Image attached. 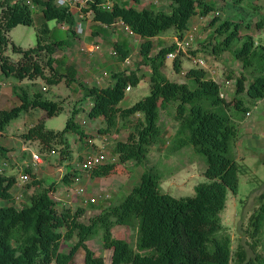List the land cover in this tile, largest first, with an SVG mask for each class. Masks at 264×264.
Returning <instances> with one entry per match:
<instances>
[{
    "label": "trees",
    "instance_id": "16d2710c",
    "mask_svg": "<svg viewBox=\"0 0 264 264\" xmlns=\"http://www.w3.org/2000/svg\"><path fill=\"white\" fill-rule=\"evenodd\" d=\"M105 1L89 0L87 9L92 11L95 22L106 26L122 22L142 37L139 54L141 62L150 68L151 92L130 106L120 105L126 88H132L147 76L140 68L114 71V83L107 86L84 83L82 86L93 103L89 116L103 118L104 132L128 129L127 138L116 142L115 151L120 162L134 160L143 165L141 180L118 202L100 207L86 223L79 219L82 208H60L51 194V187L44 186L30 168L26 170L34 178L28 187L35 190L27 204L17 206L13 202L17 177L0 171V200L11 201L0 205V264H69L81 248L85 252L84 264H105L87 244L89 239L99 235L104 247L113 251L111 264H230L233 260L231 238L224 232L221 213L227 205L229 191L238 192L239 175L246 171L234 152L243 116L234 114L233 110L249 111L248 102L256 104L264 98V44L256 42L251 34H242L241 22L220 16L213 18L211 24H219L208 37L211 44L212 39H216L212 52L220 55L229 51L243 65L240 75L230 73L227 76V80L234 79L236 84L232 97L227 98L221 95L222 84L199 64L186 69L185 82L172 81L165 75L163 67L168 54L178 48L176 40L170 45H161L153 53L155 37L172 30L175 37L182 39L189 29L190 18L216 10L214 2L169 0L171 11H166L152 4L155 0L142 8L127 0H113L111 9L102 8L100 4ZM233 1L242 3L244 0ZM32 2L36 8L21 0L14 3L0 0L2 74L19 80L42 78L48 84L59 83L65 77L68 84L76 81V65H69L66 72L61 71L63 60L55 56L60 48L71 44V39H53L56 28L48 24L51 20L67 23L66 31L74 33L75 9L59 5L57 0ZM36 9L42 13L37 44L21 50V58L13 60L2 53V45L9 41L6 33L19 23L34 24ZM113 49L121 60L132 53L129 44L122 41H115ZM182 54L183 51H178L173 58V69L177 72L183 71ZM55 62L61 64L57 65L61 69L54 67ZM48 68L51 73H47ZM13 90L24 102L10 110L0 109V131L22 111L39 107L44 114L21 134L24 139L50 146L68 130L86 135L74 115L67 120L63 131L46 127L45 118L58 114L62 106L45 98L43 91H34L31 96L20 84H14ZM172 103L176 104L174 117L178 121L172 149L193 146L207 162L205 174L209 181L197 184L195 194L190 196L176 197L163 192L160 174L148 164L150 149L160 142L163 134L159 124L160 107L167 108ZM138 113L143 118L136 119ZM6 152L7 149L0 145V153L5 155ZM115 169L116 163H105L92 169L91 175L108 176ZM260 197V206L251 216L253 235L260 233L264 222V193ZM119 224L137 226L136 247L127 239L113 235L112 229ZM73 237L77 238L76 243L69 251L63 250L64 241ZM235 254L234 264H264L259 255L248 258L242 247Z\"/></svg>",
    "mask_w": 264,
    "mask_h": 264
},
{
    "label": "rangeland",
    "instance_id": "374dc122",
    "mask_svg": "<svg viewBox=\"0 0 264 264\" xmlns=\"http://www.w3.org/2000/svg\"><path fill=\"white\" fill-rule=\"evenodd\" d=\"M127 1L138 6V8L151 4L150 0ZM209 1L216 4V10L205 16L193 15L189 20V29L185 32V36L193 35V38L190 40L189 48L183 51L182 54L183 71H175L173 69V58L167 56L163 72L172 81L185 82L187 81L186 69L196 66L195 58L197 60L202 58L206 63L205 68L211 70L212 74L209 71L211 76L222 84L221 89L225 97L231 98L236 84L234 79L227 80V76L230 73L235 76L240 75L243 65L229 51H225L220 55L212 52V44L216 42V39L213 38L211 44L208 42V37L215 31L219 23L213 25L211 21L215 16L239 21L242 24V34H251L256 42L264 44V0H244L242 3H236L233 0ZM77 4L85 13V17L79 18L77 8H75V24L79 22L84 24V34H78L76 30H74V33L67 32L69 25L64 22L59 23L51 20L48 24L51 28H56L53 31V39L67 37L71 39V44L65 48H60L55 55L59 60H63L64 67L61 69L60 66H57L60 64L59 61L53 63L54 67L57 66L58 69L66 72L69 65L76 64L79 68L78 79L70 84L67 83L66 77L55 84H48L42 78L19 80L13 76L8 78L3 74L1 75L0 67V81L10 82L6 85L11 89L10 98H3L0 102V109L10 110L24 102L23 98L14 93L13 83L26 80L28 84L26 88L27 91L31 88L29 91L31 96L34 91H43L45 98L57 101L62 106L58 114L45 118L47 128L63 131L67 120L74 115L76 122L80 124L86 135L81 136L73 130H68L50 146H45L38 140H33L29 144L31 149L20 160H29L32 158L34 151L46 154L44 155L45 163L43 165L35 168L31 164L25 165L23 163L24 165L19 166L14 161L13 165L10 161L4 162L9 163L8 167L10 168L6 170L7 174L15 175L18 179L22 173H28L29 171L26 169L30 168L34 176L42 180L44 186L51 187V194L56 196L60 208L63 206H70L73 209L82 208L79 219L88 223L90 218L100 211V207L116 203L126 193L130 192L140 182L144 167L134 160L125 163L119 161V155L115 151L116 142L127 138L128 129L121 128L119 131L104 132L102 128L106 125L103 118L89 116L90 101L85 95L86 90L82 84L88 86L113 84L112 74L114 71L121 70L123 67L124 69L140 68L141 72L147 73V76L139 84L133 85L131 90L126 91L125 98L120 103L123 107L130 106L149 95L151 87L149 81L150 68L141 62L139 54L141 37L138 34L131 33L122 23L109 27L99 26L92 18V11L87 9L88 5L83 0L78 1ZM152 4L160 6L166 11H171L169 0H155ZM34 17V24L19 23L6 33L9 41L7 45H2L3 54L13 60H19L22 56L21 50L37 44V28L42 23L40 9L34 11ZM96 25L99 26V29L93 30ZM118 39L130 44L132 48L129 62L121 60L114 52L113 44ZM174 40H176V37L172 30L155 37L153 53H156L161 45H170ZM204 40H206L205 43H202L201 41ZM109 59L113 61L112 64H109ZM47 73H51L50 68L47 69ZM15 96L19 98L17 103ZM247 104L250 106L249 111L251 113L249 116L244 109L233 110L234 114L243 116L239 125V139L241 138V141L238 139L234 152L238 161L246 167V171L241 172L239 175L238 192L229 191L227 205L221 213L224 232L229 234L231 238L233 260L230 264H234L235 253L241 247L245 249L248 258H255L259 255L264 259V222L260 233L257 235L252 234L253 225L251 223V216L259 208L260 196L264 193V101L258 105L251 102ZM175 107V103L170 104L167 108L160 107L159 124L163 129V134L160 142L152 145L148 154V164L153 166L160 174L163 192L176 197L190 196L195 194L197 184L209 181L205 174L207 162L205 156L198 153L193 146L188 145L178 150L172 149L174 134L178 127V121L174 117ZM43 112L44 110L39 107L30 111H22L1 132L9 135V137L21 135L33 123L38 121ZM135 118H143V115L138 113ZM242 123H244L243 127ZM1 135L3 134L0 133V140ZM105 136H108L105 157L110 160L115 158L113 163H116V169L108 176L82 174L77 169L78 165L84 161L86 154L90 151L99 150L100 145L106 142ZM51 149H55L56 153L52 154ZM3 155L0 153V160L3 159ZM4 158L7 159V157ZM72 171L73 173H71ZM75 175L81 177L79 183H75ZM31 176L33 180V174ZM97 178H100L103 182L97 183ZM28 183L21 187L15 185L13 189L15 194L23 193V200L19 206L27 204V200L30 199L35 190L34 187H28ZM78 185L84 187L80 195L76 192V186ZM99 185L101 186L99 187ZM13 202H15V199ZM7 203H11V201L0 200V205ZM112 231L114 236L125 238L133 247H136V225L119 224ZM76 241V237L64 241L63 250L69 251ZM87 244L94 250L96 256L104 260L105 264H111L113 251L104 247L101 235L89 239ZM84 258L85 252L81 248L69 264H84Z\"/></svg>",
    "mask_w": 264,
    "mask_h": 264
},
{
    "label": "built area",
    "instance_id": "2783aa9c",
    "mask_svg": "<svg viewBox=\"0 0 264 264\" xmlns=\"http://www.w3.org/2000/svg\"><path fill=\"white\" fill-rule=\"evenodd\" d=\"M16 1H19V0H10L11 3H14ZM21 1H25L27 4L31 5L33 8H36L35 5L33 4L32 0H21ZM78 1H81V0H57V3L59 5H70V7H72L73 9L77 8L79 18H84L85 13L82 11L81 7H78V4H77ZM83 2L86 3L87 5H89V0H83ZM100 5L104 9H111L112 5H113V0H106L105 2H102ZM75 27H76V31L78 34H84L85 33V26L81 22L76 23ZM125 27L131 33H133L127 26H125ZM192 38H193V35L192 36L187 35V36L183 37L182 39L176 37V42L178 44V48L176 51L169 53L168 56L174 58L178 51H185L187 48H189L190 40ZM83 50H85V49H83ZM125 60H127L129 62V57ZM195 62H196V64L198 63L201 66H204V67L206 66L205 60L202 58H198V60H197V58H195ZM209 71L212 74L211 70H209ZM44 89H46V87H44ZM126 90H131V87L128 86L126 88ZM221 95L225 96L223 92H221ZM92 105H93V103H90V107ZM104 139L106 142L104 144L100 145L99 150L90 151L88 154H86L84 161L78 165L77 169H79L82 172V174L84 173L86 175H91V170L94 169L96 166L101 165V164H105V163H113L115 158H113V159L111 158L112 160H110V159H106V157H105L106 156V154H105L106 143L108 141V136H105ZM51 153L55 154L56 150L52 149ZM44 155H46V154H40L37 152L32 153V163H33L35 168L45 162V156ZM3 170H4V168L0 167V171H3ZM74 179L76 181L75 183H77V182L79 183L81 181V177L76 176V175H75ZM31 180H32V176L29 173H22L20 175L19 179L17 180L16 184L18 186H23L24 184L28 183ZM83 188H84L83 186H81V187L79 185L76 186V192L79 195L82 194V192L84 190ZM54 198L56 200V196H54ZM22 200H23V193H18L15 195V202L17 205H19Z\"/></svg>",
    "mask_w": 264,
    "mask_h": 264
},
{
    "label": "crops",
    "instance_id": "0c3cea01",
    "mask_svg": "<svg viewBox=\"0 0 264 264\" xmlns=\"http://www.w3.org/2000/svg\"><path fill=\"white\" fill-rule=\"evenodd\" d=\"M99 26H105V27H109V26H106V25H104V24H100V23H98V22H96ZM122 22H118L117 24H115V25H120ZM123 24V23H122ZM98 25H96V26H94V28H93V30L94 29H99V26ZM114 25V26H115ZM113 26V25H112ZM137 35V34H136ZM140 36V35H139ZM141 37V36H140ZM141 40H142V37H141ZM116 41H121V40H116ZM122 42H125V41H122ZM129 46H130V44H129ZM131 47V46H130ZM21 58V57H20ZM110 60V62H109V64H112V62L113 61H111V59H109ZM72 65H76V64H72ZM76 68H77V70L79 71V68H78V66H76ZM122 69H124V67L122 68ZM121 69V70H122ZM1 75H2V71H1ZM9 78V77H8ZM7 83V82H6ZM6 83H5V81L4 80H2V81H0V102H2V100H3V98H5V99H8V98H10V87H8L7 85H6ZM7 84H10V82H8ZM14 84H20V85H22L23 87H25L26 88V86L28 85L27 84V82H26V80H22L21 82L19 81V82H14L13 83V85ZM110 84V83H109ZM109 84H107V85H109ZM107 85H105V86H107ZM104 86V85H103ZM27 89V88H26ZM31 89V88H30ZM30 89L28 90V91H30ZM128 91V90H127ZM30 93V92H29ZM15 95V94H14ZM16 97V96H15ZM17 99H19L18 97H16V99H15V101H16V103H17ZM261 101H258L257 103H256V105H258V104H260V103H262V101H264V98H262V99H260ZM34 109H36V108H34ZM33 109V110H34ZM30 110H32V109H30ZM29 110V111H30ZM250 111H247V113L246 114H248V116L250 115ZM44 114V112L41 114V116ZM243 125H244V123H242V127H243ZM25 132V131H24ZM0 133H2L3 135H1V140H0V144L2 145V146H4V147H6L7 149H8V151L6 152V155L4 156H2V160H0V167H3L4 168V172L7 174V169H9L10 167H8L9 166V163H6V162H4V161H7V162H11V164L13 165L14 163H17L19 166H21L23 163L25 164V165H28V164H31L32 166H33V163H32V158H30L29 160L27 159V160H23V161H20L21 160V158H22V156H26L27 155V153H28V150L29 149H31L30 147H29V144L31 143V141L30 140H26V139H24L20 134V136L19 135H16V136H10L9 137V135H5L3 132H1L0 131ZM19 136V137H18ZM240 136V135H239ZM239 141H241V138L239 139ZM34 152V151H33ZM25 154V155H24ZM4 157H7V159H5ZM13 161H14V163H13ZM45 163V162H44ZM43 163V164H44ZM23 164V165H24ZM43 164H41V165H43ZM34 167V166H33ZM12 168V167H11ZM103 181H101V179L100 178H97V183H102ZM101 185H99V187H100ZM19 187H21V186H19ZM29 202V200H27V203Z\"/></svg>",
    "mask_w": 264,
    "mask_h": 264
},
{
    "label": "clouds",
    "instance_id": "9594fccd",
    "mask_svg": "<svg viewBox=\"0 0 264 264\" xmlns=\"http://www.w3.org/2000/svg\"><path fill=\"white\" fill-rule=\"evenodd\" d=\"M34 166V165H33ZM4 171V170H3ZM30 174V173H29ZM31 175V174H30ZM17 180H18V178H17ZM17 185V184H16ZM16 195V194H15ZM15 204H16V202H15ZM17 205V204H16ZM17 206H19V205H17Z\"/></svg>",
    "mask_w": 264,
    "mask_h": 264
}]
</instances>
